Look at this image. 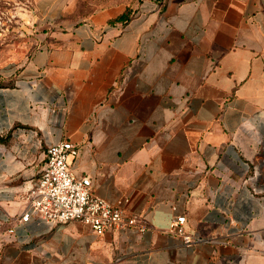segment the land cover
I'll list each match as a JSON object with an SVG mask.
<instances>
[{"label": "crops", "instance_id": "0c3cea01", "mask_svg": "<svg viewBox=\"0 0 264 264\" xmlns=\"http://www.w3.org/2000/svg\"><path fill=\"white\" fill-rule=\"evenodd\" d=\"M33 2L44 29L0 87V264H264V0ZM61 140L144 230L21 220Z\"/></svg>", "mask_w": 264, "mask_h": 264}, {"label": "built area", "instance_id": "2783aa9c", "mask_svg": "<svg viewBox=\"0 0 264 264\" xmlns=\"http://www.w3.org/2000/svg\"><path fill=\"white\" fill-rule=\"evenodd\" d=\"M78 155L79 148L70 140L47 147L45 165L29 190L28 207L21 220L26 222L36 216L51 224L80 221L97 234L127 226L144 230L136 214L127 215L123 208L96 194L90 176H78L71 170V160ZM186 221L185 215L172 218L167 232L191 245L197 238L187 231Z\"/></svg>", "mask_w": 264, "mask_h": 264}, {"label": "rangeland", "instance_id": "374dc122", "mask_svg": "<svg viewBox=\"0 0 264 264\" xmlns=\"http://www.w3.org/2000/svg\"><path fill=\"white\" fill-rule=\"evenodd\" d=\"M45 23L33 0H0V85H12Z\"/></svg>", "mask_w": 264, "mask_h": 264}, {"label": "trees", "instance_id": "16d2710c", "mask_svg": "<svg viewBox=\"0 0 264 264\" xmlns=\"http://www.w3.org/2000/svg\"><path fill=\"white\" fill-rule=\"evenodd\" d=\"M125 17L123 16V17H121V19H124ZM13 85V84H12ZM5 86H11V85H0V87H5Z\"/></svg>", "mask_w": 264, "mask_h": 264}]
</instances>
